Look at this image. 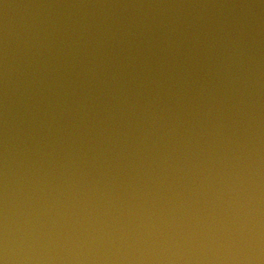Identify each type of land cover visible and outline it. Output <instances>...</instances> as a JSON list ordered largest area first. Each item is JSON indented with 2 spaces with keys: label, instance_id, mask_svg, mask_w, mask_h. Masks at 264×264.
Masks as SVG:
<instances>
[{
  "label": "water",
  "instance_id": "obj_1",
  "mask_svg": "<svg viewBox=\"0 0 264 264\" xmlns=\"http://www.w3.org/2000/svg\"><path fill=\"white\" fill-rule=\"evenodd\" d=\"M264 31V0H0V209L162 83Z\"/></svg>",
  "mask_w": 264,
  "mask_h": 264
}]
</instances>
